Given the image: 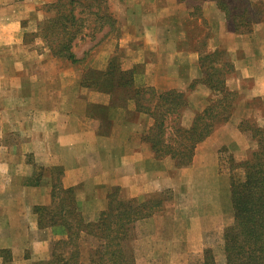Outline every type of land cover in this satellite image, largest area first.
I'll return each instance as SVG.
<instances>
[{
    "label": "crops",
    "instance_id": "0c3cea01",
    "mask_svg": "<svg viewBox=\"0 0 264 264\" xmlns=\"http://www.w3.org/2000/svg\"><path fill=\"white\" fill-rule=\"evenodd\" d=\"M55 1L0 0V249L15 264L47 252L48 232L33 208L51 203L59 168V186L72 189L88 219L115 191L144 205L168 187L171 198L135 220L132 247L141 259L157 255L161 264H181L201 250L208 218L218 219V201L228 197L220 149L246 148L241 122L264 127V0H107L119 35L75 39L76 64L46 48L29 49L36 41L25 38L27 23L46 18ZM115 46L124 68L137 69L135 88L183 95V127L215 96L203 81L201 58L219 53L229 64L224 87L238 98L228 119L195 145L189 165L154 156L146 139L154 120L134 99L115 97L122 85L105 91L89 78L90 71L108 75Z\"/></svg>",
    "mask_w": 264,
    "mask_h": 264
},
{
    "label": "trees",
    "instance_id": "16d2710c",
    "mask_svg": "<svg viewBox=\"0 0 264 264\" xmlns=\"http://www.w3.org/2000/svg\"><path fill=\"white\" fill-rule=\"evenodd\" d=\"M57 27L64 29L62 24ZM74 34L65 41L66 55H63L72 63L77 60L69 51L71 49H67ZM43 37L46 39L45 35ZM55 53L62 57L60 51ZM219 55H204L201 58L203 81L215 96L202 111L194 114L189 127H183L178 120L186 106L181 93L168 90L156 94L151 87L133 89L130 71H112L110 68L104 79L98 75L93 82L106 91V88L114 87L108 84L105 88V79L108 82L116 77L120 79L123 91L116 98L134 99L136 107L149 113L154 120L146 136L154 156L159 159L168 157L175 166L184 167L191 162L195 145L209 136L216 125L228 119L238 96L224 87V71L230 66L219 61ZM168 129L177 134L181 142L165 138V132L171 133ZM257 134L260 135L256 138L259 150L252 152L250 158L243 162V179L232 182L230 187L233 221L223 230L225 264H264V131L259 129ZM174 147L182 149L174 150ZM58 187L59 184L52 187L51 204L39 206V212L38 208L35 210L39 213V227L57 226L61 229V236L50 240L47 257L39 264H79L80 260H85L86 264H135L130 247L133 239L131 231L133 222L144 216V213L136 211L135 201L114 198L117 195L115 191L113 196H109L107 207L98 212L95 219H88L77 210V206L67 204L73 203L72 189L59 188L65 194L59 197L55 191ZM82 236L91 239V245L84 252L78 243ZM3 252L0 250V253ZM192 264H215L211 250L205 248L202 260Z\"/></svg>",
    "mask_w": 264,
    "mask_h": 264
},
{
    "label": "rangeland",
    "instance_id": "374dc122",
    "mask_svg": "<svg viewBox=\"0 0 264 264\" xmlns=\"http://www.w3.org/2000/svg\"><path fill=\"white\" fill-rule=\"evenodd\" d=\"M240 6L241 4L239 3V1H236L235 7L239 8ZM47 14V17L42 19L41 21H32L27 23V27H25L24 34L25 38L29 41H36L35 43L29 44V49L36 48L37 50H39V48H46L50 55L65 60L66 56H63L66 55L65 48L67 45L65 44V41H67L70 36H73L74 33L75 37L70 43L69 48L67 49H71L69 51H72L73 41L83 35L91 38L93 41L95 38L99 39V37H105L107 39L117 37L115 19L113 18V13L109 8V2L107 0H57L53 4L48 6ZM60 24L64 26V29H59L57 27ZM43 35L46 36V39L43 37ZM117 35H119V33ZM39 39L42 41L43 44H39ZM78 49L82 51L81 45H78ZM113 49L114 50L112 56L108 59L104 69L110 68L112 69V71H130L132 77L131 87L134 89L136 86L134 83V74L137 72V69H135V67L129 69L124 68L125 64L121 59L122 51L117 46H115ZM56 50L61 52L62 57L58 56L55 53ZM77 61L79 62L78 59ZM95 68H100L98 63L95 65ZM94 73L96 72L92 73L90 71L88 73L89 78L91 76V78L93 77V79H96L98 76L97 74L94 75ZM108 84H111V86L116 87L117 85L122 84V82L117 77L113 78L112 81L109 82L105 79L103 86L106 88ZM117 94H119V92ZM117 94H114L115 97H118ZM236 100H234V102ZM239 127L242 129L241 131H243V133L247 136L248 143L246 148H241L240 150L238 148L235 149V151H237L236 154H233L234 151L232 152V150H229L228 148H221L219 153V156L221 158L220 174L226 177L229 185L227 194L228 197H224V199L222 198L221 202L218 201V207L220 210L218 219H216L217 214H213L215 218H208V225H206L203 229V247L201 248V250H199L198 252L188 253L187 256H185L182 260L181 264H192L200 262L203 258V250L205 248H209L211 250L215 264H225L222 236L224 228L229 226L233 221V210L230 201L231 183H237L238 181H241L243 179V162L250 158L252 152L259 150V145L257 144L256 138L260 135H256V133H259V129L264 131L263 126L259 125L251 119L246 120V122H241ZM255 128H258L256 129V133ZM167 131L171 132L170 129H168ZM164 137H170L171 139H174L173 142H181L180 137L177 134L174 135L173 131L170 134H167L165 132ZM173 149L181 150L182 148L174 147ZM39 169H41V167H39ZM53 173V185L57 186L59 184L60 169L54 168ZM59 188L61 187L56 188L55 191L56 194L59 193V197H62L65 194L59 191ZM217 189L219 197H222L223 194H220V192L222 191L221 181L219 182V187H217ZM171 196L172 194L170 189L166 187L161 191L156 192V194L150 195L148 204L137 205L136 203H134V206H136V211L138 210L139 212H141V214L144 213L143 215H145L154 209H160L163 205V202L167 199L169 200ZM114 198L127 200L123 198L118 191L117 195H114ZM73 203L68 202L67 204L69 206L71 205L72 207L77 206L75 202ZM37 208V212H39V206L34 207L33 210L37 216L36 222L39 227V213L37 214L35 211ZM77 210H79L78 207ZM95 216H93V218ZM39 228L44 230L45 232H48V234L46 235V237L48 236V248L51 239L61 236V229L57 226ZM131 233L133 234V238L137 235V231L136 229H134V227H132ZM0 238L2 237L0 236ZM78 243L80 250L84 252L91 245V239H88L87 236H82ZM130 247L132 249L135 264H161L157 255L150 256V258L148 259H145L144 257H142L143 259H141V257H138L133 251L132 240L130 243ZM48 248L46 250L47 252H45L44 255L43 253L34 254L31 257L29 255V259L31 258L30 264H39L40 261H44L47 257L46 254H48ZM0 250L5 251L3 253H0V264H15V262L11 258V252L9 250ZM25 256H28V254L26 253ZM79 264H86V261L80 260Z\"/></svg>",
    "mask_w": 264,
    "mask_h": 264
}]
</instances>
